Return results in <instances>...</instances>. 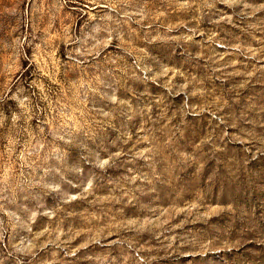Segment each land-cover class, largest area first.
<instances>
[{"label": "rangeland", "instance_id": "374dc122", "mask_svg": "<svg viewBox=\"0 0 264 264\" xmlns=\"http://www.w3.org/2000/svg\"><path fill=\"white\" fill-rule=\"evenodd\" d=\"M0 264H264V0H0Z\"/></svg>", "mask_w": 264, "mask_h": 264}]
</instances>
